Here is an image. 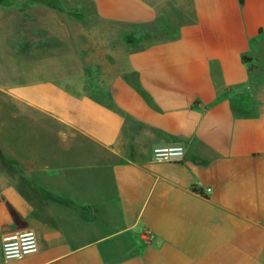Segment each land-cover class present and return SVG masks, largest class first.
Wrapping results in <instances>:
<instances>
[{"label": "crops", "instance_id": "obj_1", "mask_svg": "<svg viewBox=\"0 0 264 264\" xmlns=\"http://www.w3.org/2000/svg\"><path fill=\"white\" fill-rule=\"evenodd\" d=\"M243 1L264 15V0ZM13 21L1 6L0 108L58 123L65 149L95 159L28 162L0 143V264H264V18L246 39L252 62L221 64L224 89L210 79L206 98L148 90L119 98L120 110L24 79ZM182 144V161H152L154 147ZM8 203L40 245L9 262L2 238L20 230Z\"/></svg>", "mask_w": 264, "mask_h": 264}, {"label": "rangeland", "instance_id": "obj_2", "mask_svg": "<svg viewBox=\"0 0 264 264\" xmlns=\"http://www.w3.org/2000/svg\"><path fill=\"white\" fill-rule=\"evenodd\" d=\"M1 6L15 18L13 59L32 68L22 71L24 79L50 77L56 94L85 95L116 109L119 98L148 90L206 98L210 79L224 89L221 64L250 58L245 49L264 18L238 0H0ZM244 13L250 21L242 26ZM0 121L6 125L0 143L14 158L95 159L88 150L65 149L58 123L1 108Z\"/></svg>", "mask_w": 264, "mask_h": 264}, {"label": "built area", "instance_id": "obj_3", "mask_svg": "<svg viewBox=\"0 0 264 264\" xmlns=\"http://www.w3.org/2000/svg\"><path fill=\"white\" fill-rule=\"evenodd\" d=\"M186 156V149L183 145L156 146L152 150L151 159L157 164L175 163L182 161ZM211 192L205 191V195ZM151 232L144 233L148 238ZM40 245L36 232L32 229L15 231L3 236L2 253L5 261L22 260L39 252Z\"/></svg>", "mask_w": 264, "mask_h": 264}, {"label": "trees", "instance_id": "obj_4", "mask_svg": "<svg viewBox=\"0 0 264 264\" xmlns=\"http://www.w3.org/2000/svg\"><path fill=\"white\" fill-rule=\"evenodd\" d=\"M240 4L243 5L244 1L243 0H239ZM243 63H250L252 62L251 58H247V57H243L242 59ZM194 191L198 192V193H202L201 190L197 189V188H193ZM8 210L10 212V215L12 216V219L17 227L18 230H26L29 228V224L24 221L21 217V215L8 203L7 204Z\"/></svg>", "mask_w": 264, "mask_h": 264}]
</instances>
